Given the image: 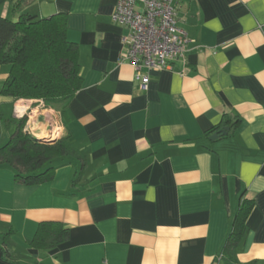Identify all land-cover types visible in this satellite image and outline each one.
Here are the masks:
<instances>
[{
    "label": "crops",
    "instance_id": "0c3cea01",
    "mask_svg": "<svg viewBox=\"0 0 264 264\" xmlns=\"http://www.w3.org/2000/svg\"><path fill=\"white\" fill-rule=\"evenodd\" d=\"M116 2L0 0V16L14 21L65 14L82 79L65 105L20 100L35 136L53 133L50 120L53 140L75 154L34 186L0 165V264H264V0H174L185 52L146 72L145 89L122 61ZM8 71L0 65V147L20 121L19 100L1 93ZM244 199L253 205L229 260ZM42 223L67 238L34 248Z\"/></svg>",
    "mask_w": 264,
    "mask_h": 264
},
{
    "label": "trees",
    "instance_id": "16d2710c",
    "mask_svg": "<svg viewBox=\"0 0 264 264\" xmlns=\"http://www.w3.org/2000/svg\"><path fill=\"white\" fill-rule=\"evenodd\" d=\"M13 9L17 5L13 4ZM67 17L54 14L47 18L21 15L16 21L0 16V65L9 68L2 95L14 100H41L46 106L65 105L81 87L78 49L66 39ZM64 111L62 112V114ZM25 119L17 124L12 138L0 147V165L13 171L17 183L34 186L54 177L52 162L72 156L75 150L62 139L49 144L23 131ZM252 201L242 200L234 215L223 255L231 259L243 238ZM51 223L40 224L31 245L52 248L67 238L66 229Z\"/></svg>",
    "mask_w": 264,
    "mask_h": 264
},
{
    "label": "built area",
    "instance_id": "2783aa9c",
    "mask_svg": "<svg viewBox=\"0 0 264 264\" xmlns=\"http://www.w3.org/2000/svg\"><path fill=\"white\" fill-rule=\"evenodd\" d=\"M174 0H117L111 18L112 21L127 28L123 39L125 54L122 61L127 62L135 72V79L140 81L141 87L146 88L149 71L166 70L170 61L182 57L188 42L187 37L177 28ZM264 30L263 26H259ZM39 106L45 107L42 101ZM21 105V110L17 109ZM25 103L17 102L14 108V117L18 120L25 119L24 129L37 138L29 129L28 123L31 114L25 117ZM48 118V116H47ZM49 127L53 133H48L51 141L58 135V127Z\"/></svg>",
    "mask_w": 264,
    "mask_h": 264
},
{
    "label": "water",
    "instance_id": "95a60500",
    "mask_svg": "<svg viewBox=\"0 0 264 264\" xmlns=\"http://www.w3.org/2000/svg\"><path fill=\"white\" fill-rule=\"evenodd\" d=\"M226 132H227V128H223V129L219 130L218 133L217 132L213 133L209 137V139L214 140V139L218 138L220 135H226ZM54 142H55V140H51V141H48L47 143H54Z\"/></svg>",
    "mask_w": 264,
    "mask_h": 264
},
{
    "label": "bare ground",
    "instance_id": "6f19581e",
    "mask_svg": "<svg viewBox=\"0 0 264 264\" xmlns=\"http://www.w3.org/2000/svg\"><path fill=\"white\" fill-rule=\"evenodd\" d=\"M21 108H22V107H21V105L19 104V105L17 106V109H18V110H21ZM38 136H39V138H41V139H42V138H48L47 135H42V136H41V135H37V137H38Z\"/></svg>",
    "mask_w": 264,
    "mask_h": 264
},
{
    "label": "rangeland",
    "instance_id": "374dc122",
    "mask_svg": "<svg viewBox=\"0 0 264 264\" xmlns=\"http://www.w3.org/2000/svg\"><path fill=\"white\" fill-rule=\"evenodd\" d=\"M18 100H19V99H18ZM20 100H21V99H20ZM38 101H41V100L38 99ZM42 103H43V101H42ZM44 105H45V104H44ZM51 107H52V106H51ZM24 125H25V124H24Z\"/></svg>",
    "mask_w": 264,
    "mask_h": 264
}]
</instances>
